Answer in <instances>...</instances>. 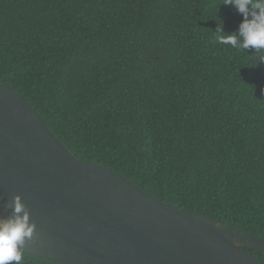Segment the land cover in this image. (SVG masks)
<instances>
[{"label": "trees", "instance_id": "1", "mask_svg": "<svg viewBox=\"0 0 264 264\" xmlns=\"http://www.w3.org/2000/svg\"><path fill=\"white\" fill-rule=\"evenodd\" d=\"M241 19L222 0H0V82L75 158L264 237V53L215 42Z\"/></svg>", "mask_w": 264, "mask_h": 264}, {"label": "water", "instance_id": "2", "mask_svg": "<svg viewBox=\"0 0 264 264\" xmlns=\"http://www.w3.org/2000/svg\"><path fill=\"white\" fill-rule=\"evenodd\" d=\"M19 197L35 225L22 252L61 264H260L264 237L163 202L75 158L0 82V220Z\"/></svg>", "mask_w": 264, "mask_h": 264}, {"label": "clouds", "instance_id": "3", "mask_svg": "<svg viewBox=\"0 0 264 264\" xmlns=\"http://www.w3.org/2000/svg\"><path fill=\"white\" fill-rule=\"evenodd\" d=\"M233 7L242 19L238 28L226 33L223 22L215 29V42L233 48L255 49L264 53V0H222ZM264 62V55L258 59ZM257 61V62H258ZM35 225L30 223L29 212L21 199L14 197L13 216L0 220V264H23L22 250L26 239H31Z\"/></svg>", "mask_w": 264, "mask_h": 264}]
</instances>
